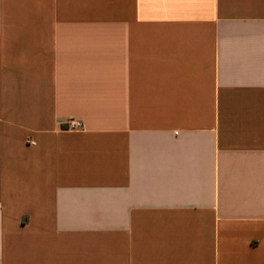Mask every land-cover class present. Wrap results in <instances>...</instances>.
<instances>
[{
  "label": "crops",
  "instance_id": "1",
  "mask_svg": "<svg viewBox=\"0 0 264 264\" xmlns=\"http://www.w3.org/2000/svg\"><path fill=\"white\" fill-rule=\"evenodd\" d=\"M0 264H264V0H0Z\"/></svg>",
  "mask_w": 264,
  "mask_h": 264
},
{
  "label": "built area",
  "instance_id": "2",
  "mask_svg": "<svg viewBox=\"0 0 264 264\" xmlns=\"http://www.w3.org/2000/svg\"><path fill=\"white\" fill-rule=\"evenodd\" d=\"M68 127L71 129H77V130H82L83 129V123L78 120H71L68 123Z\"/></svg>",
  "mask_w": 264,
  "mask_h": 264
}]
</instances>
